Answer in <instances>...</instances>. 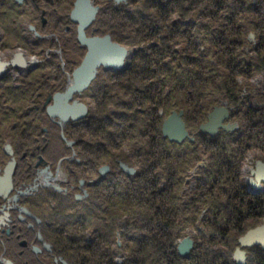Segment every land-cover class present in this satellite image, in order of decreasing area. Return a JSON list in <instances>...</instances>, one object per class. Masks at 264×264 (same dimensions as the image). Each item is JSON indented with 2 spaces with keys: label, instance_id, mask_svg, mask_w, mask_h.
<instances>
[{
  "label": "flooded vegetation",
  "instance_id": "1",
  "mask_svg": "<svg viewBox=\"0 0 264 264\" xmlns=\"http://www.w3.org/2000/svg\"><path fill=\"white\" fill-rule=\"evenodd\" d=\"M30 1L28 6L0 7V109L4 113L0 125H11L12 130L21 127L23 132L18 137L13 132V138L2 149L3 157L8 160H0V178L5 167L14 162L11 189L6 195L0 193V264H114L112 226H108L103 214H98V201L90 199L89 190L107 185L111 199L113 186L118 183L115 180L119 181L120 172L125 173L120 163L118 167L112 163L98 167L96 155L102 154L101 148L105 145L102 142L98 145L96 136L88 131L96 121L92 113L97 104V92L107 88L103 79L97 80L99 72L125 77L128 89L130 64L137 54L126 49L125 70L115 72L99 68L86 89L69 97L68 105L76 103L86 107L82 118L75 121L69 118L64 122L57 115L50 117L47 108L55 106V96L65 94L71 86L73 72L87 50L78 42V26L70 19L73 4L67 12L66 6L44 3L56 0ZM96 1L90 0L98 8L94 24L101 10ZM128 1L119 5L125 8ZM251 3L254 10L264 6L260 0ZM18 11H26V14ZM19 19L22 22L18 24ZM94 24L85 30L86 37L108 35L113 43L121 46L113 39L112 30L107 32L105 28L106 33H103L93 28ZM173 33L176 30L171 32L172 39ZM158 36L162 35L158 33ZM261 36L253 35L250 39L247 35L250 44L247 50L251 52L241 56L244 61L238 66L242 69L233 71L234 74L252 77L260 73V65L251 60L258 57L253 52L262 46L264 34ZM122 99V104L129 105L128 97ZM117 104H121L120 100ZM61 133L72 142L68 149L76 159L69 163L82 168L84 176L71 166H63L61 172L54 166L56 159L62 157L58 149ZM21 139L33 140L34 147H27ZM101 168L106 169L103 174ZM122 256L124 258V253ZM116 259L118 264L127 260L125 257L123 262L118 256ZM218 264L226 263L221 260Z\"/></svg>",
  "mask_w": 264,
  "mask_h": 264
},
{
  "label": "rangeland",
  "instance_id": "2",
  "mask_svg": "<svg viewBox=\"0 0 264 264\" xmlns=\"http://www.w3.org/2000/svg\"><path fill=\"white\" fill-rule=\"evenodd\" d=\"M17 4L18 3L15 0H13ZM76 0H67V3L65 6L67 7V12L72 8V4H74ZM114 7H116V3L114 0H109ZM150 1V0H149ZM148 0H142L139 4H133L129 3L125 6L127 10L136 11L138 10L140 13L148 14L150 13L152 16L156 14L157 23H159L161 26L164 27V29L160 28L159 34L162 36H157L154 40H162L161 43L165 44L168 42V27H174L176 25V28H180L181 30L191 31L193 40H196L198 44H203L201 47V50H205V46L208 47V50L210 46L208 45V42L211 35L216 34L214 31L218 30L219 32L223 33L222 35V41L218 43H222L219 46L215 47L214 50L218 51L223 54L224 57H229V54L226 55L224 53L227 46H229L230 41L235 40L234 37H237L239 34H242V38L240 41V45L232 43V49L234 50L233 54H231L232 57H236L238 55V59H242L241 56H243L244 53L250 51L251 49H248V46L250 45L247 40V35H257L261 36V34H264V6H261L260 9L252 10L253 7L252 3L250 6L251 10L248 9L249 7L244 6L240 9H236L234 11V16L232 19H229V15L233 11L229 10L230 6L227 8H223L220 12L217 13L216 16H213L212 18L210 15H208L207 19H204L202 22H198L196 24V29H192V26L194 25V17L191 14L184 13L186 10V7H183L181 10L178 11V9L174 6L170 8L173 12L172 18H169L167 21H163L166 16L168 15V12L165 14L162 13V7H159L158 5L152 6L150 5ZM157 1V0H156ZM159 1V0H158ZM264 2V0H260V2ZM23 2V1H22ZM252 2V0H249V3ZM120 4V3H119ZM229 4V2L227 3ZM264 4V3H263ZM111 5L107 4V8H111ZM124 6V5H123ZM1 7V6H0ZM5 7V6H4ZM110 11V10H108ZM159 13V14H158ZM150 18H152L150 16ZM108 24H111V27L114 26L112 20L108 17L107 20ZM94 24V23H92ZM91 24V25H92ZM105 25L103 27L102 24L95 23L93 28H97L99 30H103V33H106L105 28H108L109 26ZM132 23H124L122 24V28H125L127 26H130ZM90 25V26H91ZM241 26V30L238 31V27ZM212 27V28H211ZM89 28V27H88ZM117 32V34H120L118 36L113 32V39L117 40L118 43L121 44V46L129 51H133L137 56L135 57L134 62L142 63L145 62V59L148 60V58H145L146 55H150L147 48L149 43L145 42V39L140 36L138 33H133L129 30H114ZM189 31V32H190ZM195 31H198L197 33H194ZM85 32V30H84ZM200 33V35H199ZM247 35H246V34ZM252 33V34H250ZM226 34L231 35V38H227ZM78 36V34H77ZM107 36V35H105ZM172 44L170 42V45L172 47L173 52L175 49L178 52V56L183 55L184 53L189 54L190 46L185 43L184 39H179L175 41V34H172ZM110 37V36H109ZM262 37V36H261ZM151 43V42H150ZM155 43V41L153 42ZM152 43V44H153ZM261 43H264V39ZM157 44V43H156ZM192 48V47H191ZM87 50V49H86ZM139 50H142L144 53H138ZM264 50V45L261 46V49L259 51ZM206 51V50H205ZM253 52L254 54H257L258 57H254L252 59V62H256L257 65H261V69H259V72L255 76H247L245 74H234L232 76L234 78L233 83L231 84L232 91H233V97L231 96H225V94L219 95L216 99V103L214 102L212 107L208 112L205 114H198L194 108L188 107V105H184L181 100L180 94H174L172 97H170L167 102L165 103H156L152 101L149 104V108L158 107L157 111L154 112L155 120L157 123V131L162 134V125L163 122L173 113H179L182 112V121L184 122V115L185 111L187 113V120L190 121L193 125H196L195 127L191 129H187L186 131L188 133V139H185L182 143L177 144L174 142H169L167 139L166 142L172 143L173 145L177 147H188L187 155L182 156L184 157V163H189V173L188 177L185 179V182L187 184H190V180L195 177L198 172L201 170L208 169V167H213V172L215 177L218 178V181H220V184L223 188L227 189V194H224L222 191H220V196L215 195V193H211V190H209V195H212V199H216L218 203H225L227 202L230 204L231 208L234 207L231 212L234 211L236 215L232 216L231 218L235 219L237 217H243L245 213L248 212V207H251L250 205H254L255 207H259L261 211H264V208L259 205L263 204L264 201V183L260 184L259 189H254L251 186L250 180L253 181L254 178L251 174L252 171L255 170L258 163L264 164V135H260L264 131V52ZM87 52V51H86ZM209 52L211 55L207 57V64L211 65L217 62V58L212 57L214 53L211 51ZM152 53V52H150ZM253 54V55H254ZM246 59L248 57H245ZM249 59V58H248ZM179 60V59H178ZM243 60V59H242ZM102 68V67H101ZM239 70H241V66L238 67ZM104 70V69H103ZM125 70V66L117 71ZM104 71H114V70H104ZM98 72V70H97ZM99 76L97 80H104V83L107 87L110 89L107 91L109 94L106 99L100 100L98 104H96L93 107V118L95 117L98 119L99 116H107L112 115L115 112L119 113V104H117V101L120 100V102L123 101L122 98L124 97H130L132 99L133 93L129 92V90L126 89L125 83L126 78L120 77L118 80L115 76L111 77L110 73L105 74L102 71L99 72ZM230 74V73H229ZM97 75V74H96ZM159 75V74H158ZM245 75V76H244ZM231 76V75H230ZM96 80V81H97ZM93 82V81H92ZM120 82V83H119ZM145 82L142 78H140V83L143 86L141 89L140 94H138L137 99L132 100L133 103V112L134 111H144L147 108L145 103ZM119 86L121 88H119ZM168 93V90L164 91V99L166 98ZM126 94L128 96H126ZM151 105V106H150ZM177 105L178 107H183L184 109L174 108V106ZM143 107V108H142ZM145 108V109H144ZM166 109L169 111L166 112ZM175 109V110H173ZM177 109V110H176ZM214 109H223L226 110L227 117L223 121L224 127H230L233 130L231 131H224L219 130L216 134L218 144L216 146L209 145L207 141H204L201 137H199V134H202L200 132V127L208 122V116L210 113L213 112ZM172 110V111H171ZM123 112V111H122ZM153 112V111H152ZM205 113V111L203 112ZM3 114V115H1ZM133 115V114H132ZM160 115V116H159ZM146 115H141L136 118L135 121V127L133 128L132 136L135 137L133 140L129 137V130L128 125L132 122L131 120L121 121L123 125V129H125V134L122 136V140L117 139L116 143H108L109 147L107 145V142H103L106 139L103 135V131H99L95 128L94 123L92 129H90L88 132L96 136V142L103 143L105 145L104 148H101L100 153L96 155L98 162L97 165L100 167V165L106 164V163H112L114 165L119 163H126L125 159L133 164L134 166H129L128 163H126L129 167H132L133 169L142 170L143 174L140 177L141 183H144L146 187H150L151 185L154 186V188L146 190V192L143 195V207H141L142 215L146 216L145 218H142L141 224L134 225V228H137L138 226H141L140 230H135V234L140 237L139 240H141L140 244L136 242L133 243L132 241H129L127 239L126 241L120 237V232L123 231L120 226L125 222H127L131 216L128 215V213L123 211V207L125 206L123 204V200L120 199L119 194L112 195V198L109 199V191L105 189L104 187L100 188H90V199H96L98 202L102 204V208L98 211V214H103V216L106 218V223L108 226H112L113 234L116 235V240H114V259L113 263L118 264L116 257L118 256L119 259H124L126 257L127 260H125L124 264H130L133 262H129L130 254H133L134 259L138 258V255L136 252H139L140 259H143V264H177L178 260L180 261L179 264H210V262H205L204 259H213V264H218L219 261H224L220 258H215L213 256L214 250L223 248V243L225 241H221V237H219L218 231H215L214 233H210L215 235L218 239H216L215 236L209 237L211 235L205 234V237H203L202 234L198 232L199 224L200 222L193 223L194 226L191 229H188L187 231H184V235L182 238L175 240L173 243V247L171 249L164 248L161 250L162 247H160V239L159 235V224L156 220V217L154 214H152L156 208H157V201L156 200H149L152 198L150 196L152 189L155 191L157 190V186H161L159 183V180L162 178V184H166L168 181V175L164 169L167 168L166 163L168 161H171V157H167L166 155H169V153H164V150L162 148L159 149L158 156H160V166L156 164V166H152L149 161V159L146 157L144 147H146L147 142L146 138L140 135L139 131L141 129H145L148 132H151L154 130V127H149L147 124L148 121L152 122V118L149 117L147 120L145 119ZM160 117V118H158ZM184 117V118H183ZM4 118V113L0 109V121ZM194 118L197 119V123H194ZM204 120L203 122H201ZM201 122V124L199 123ZM199 123V124H198ZM121 124V125H122ZM17 127L18 124L16 125ZM21 127L16 128L15 130H12L11 125H0V160L3 162H6L8 160L7 157H3L2 149L5 146V143L8 142L11 138H13V132L17 137L19 135H22V131L20 130ZM8 130V131H7ZM111 132H113V128L110 129ZM237 132V133H236ZM82 133H84V129L82 130ZM152 136H155L157 140H159V133L152 132ZM205 135V134H202ZM207 135V134H206ZM151 135L149 138L152 137ZM161 136V135H160ZM209 136V135H208ZM163 137V136H161ZM210 137V136H209ZM148 138V137H147ZM212 138V137H210ZM22 143L26 145L27 147L33 148L34 143L33 140H30L28 142L21 139ZM60 147L58 148L60 153L62 154V157H58L54 163V166H57V170L61 172L63 170V166H71L73 170L77 173L85 175V171L82 168H77L74 165L70 164L69 161L75 160L76 158L72 156V150L68 149L71 148L72 142H70V139L66 137V134H60L58 136ZM193 140V141H191ZM111 142V141H110ZM192 143V144H190ZM194 143V144H193ZM137 144V146H135ZM99 145V144H98ZM67 147V148H66ZM167 148L171 149V146H166ZM213 148V149H210ZM176 150L173 151L175 153ZM2 158V159H1ZM181 158V159H182ZM152 159V158H151ZM60 160V161H59ZM122 160V161H121ZM59 161V162H58ZM172 161L176 163V159L172 158ZM178 161H180L178 159ZM157 163V162H156ZM75 164V162H74ZM211 164V166H209ZM152 167H149V166ZM102 169V168H101ZM147 169V170H146ZM144 170L148 171V173L145 175ZM145 171V172H146ZM237 173L239 177L235 180L233 173ZM137 174V170L134 175H127V177H134ZM13 176V174H12ZM94 176L92 175V178ZM147 179V180H146ZM128 179L123 181V186H128ZM188 180V181H187ZM138 182V179L135 181ZM170 186V183H167V188ZM220 186V187H221ZM187 188V187H186ZM185 188V190H186ZM113 192V190H112ZM126 192V190L123 188L122 193ZM6 195V194H5ZM115 197V198H114ZM127 197V196H126ZM162 198V197H161ZM148 200V201H144ZM260 199V200H259ZM115 200V203H114ZM128 200V198L126 199ZM262 201V202H260ZM114 203V204H113ZM147 203L148 206L145 204ZM105 207V210L108 209V214L104 213L103 211ZM103 210V211H102ZM239 210H243L244 212H239ZM239 212V213H238ZM146 213V214H145ZM203 213H205V210L201 211H195V216L198 217V219H201L203 217ZM151 214V215H150ZM177 214V211H176ZM128 215V216H127ZM264 217V216H262ZM261 217V218H262ZM104 218V219H105ZM260 217H253L252 219H248L245 221L246 225H252L247 229V231L242 234L241 236L235 238L231 237L227 240H229V245L234 246V250H231V259L233 260L234 253L237 249H239L241 252H244L245 255V261L244 264H248V256L250 255L248 250H253L255 247L258 250L264 251L261 247L253 246L250 248H241L239 245V239L243 237L248 231L256 229L258 227L264 226V219H261ZM136 221H133V223ZM119 223H122L121 225ZM120 225V226H119ZM113 226H116V228L113 230ZM105 227V226H104ZM115 232V233H114ZM129 231L125 229V233L127 234ZM130 234V233H129ZM118 235V237H117ZM114 238V237H113ZM189 239L192 242V248L189 250L187 255L181 256L178 251L177 247L180 243H182L183 240ZM210 240V242L218 243L217 246H208L207 242ZM165 241V240H164ZM119 245V246H118ZM118 247V248H117ZM133 252V253H132ZM224 252V251H223ZM124 253V258H123ZM248 253V254H247ZM177 258V259H175Z\"/></svg>",
  "mask_w": 264,
  "mask_h": 264
},
{
  "label": "trees",
  "instance_id": "3",
  "mask_svg": "<svg viewBox=\"0 0 264 264\" xmlns=\"http://www.w3.org/2000/svg\"><path fill=\"white\" fill-rule=\"evenodd\" d=\"M141 1L142 0H129V3L131 2L133 4H139ZM228 2L229 4H227ZM44 3L46 5L58 4L59 6H65V4L70 2H67V0H56L54 1V3H52L51 1ZM96 3H98L101 7V10L96 18V23L102 24L103 27H105V25L108 24L107 20L109 17L112 20L114 26L108 27L107 32L109 30H112L114 34H117V32L114 30H129L133 33H138L145 39L146 43H149L147 50L150 55H146L142 50H139L138 53H144L145 58H148V56L150 57L148 58V60L145 59L144 63H142V61L140 63H135V58H133L131 61L128 74L129 84L127 90H129V92H132L133 96L132 99L130 97L128 98L129 105H124L121 102V104H119L118 106L119 113L115 112L112 117H110V115L99 116L98 119L95 118L96 124L93 125L97 130L103 131V135L105 136L104 139H106L103 142H107V145H109L108 143H116L117 139L122 140V136L125 134V129H123L124 124H122L121 121L125 120L126 123L128 120L132 121L128 125L129 137L132 138V132L133 128L135 127L136 118L139 117L140 114L146 115L144 120H147L149 117H151L152 122L148 121L147 124L149 125V127H154V130L148 132L143 128L139 131L140 135L146 138L147 142L146 147L143 148L145 151L144 154H146V157L149 159V161H151L150 164L154 167L156 166V164L160 166L161 159L160 156H158L159 154H157L160 148L164 150L163 155L166 152H170V154L166 156L171 157V161H168L166 163L167 168L164 169L169 176L167 183H170V186L167 188V183L162 184L161 178L159 180L161 186H157L158 191L154 190L155 188L153 185H151L150 187H146L144 183H141L140 177L143 174L142 170L140 171L136 169L137 174L134 177H127L125 174L120 172L121 177L119 181L115 180L118 183L115 182L113 186V194L114 192L115 194H119L120 199L123 200V204L125 205L123 207V211L125 213L127 212L128 215L131 216V218L126 223H119L120 225L122 224L121 226H119L124 231V233L122 231H118L120 232V237H122L125 241L129 239V241H132L135 244L136 242L139 244L141 243V240H139L140 237L135 234V230H140L141 226L134 228V225L141 224L142 218L146 219V216L142 215L143 213L141 210V207H143L142 204H144L142 198L146 190L154 188L152 189V192L150 194L152 198H150L149 200H156L158 202L156 205L157 208L152 214L155 215L156 220L160 225L158 228L160 230L159 235H161L159 237L161 242L160 247H162L161 250H163L164 248L171 249L175 240L180 239L185 235L184 231L193 228L195 223L200 222L198 232L202 234L203 237H205L204 233H207V235H211L209 237V239H211V237L215 235L210 233L218 231L219 237H221V241H225L223 243L224 249L219 248L214 250V252L216 253H214L213 256L215 258L223 259L226 264H234L231 259V250H234L235 248H233V245L232 247L231 245H229V240L227 239L231 238L232 236L237 238L244 234L247 229L252 226L248 224L246 225L245 221H247L248 219H252L255 216L261 218L262 216H264V211H261L259 207L250 205L251 207H248V212L245 213L243 217H237L235 219H233L234 217L231 218V214L232 216L236 215L234 211L229 214V212L232 211L234 207L231 208L230 204H228L227 202L218 203L216 199H212V195H209V190L211 189H213L211 193H215V195L217 196H220V191H222L224 194H227L228 191L221 186L220 181H218V178L215 177L216 174H214L215 172H213V167H208V169L201 170L195 177L190 180V184H187L185 182V179L188 177L190 166L188 165L189 163H184V157L182 158V156H186L188 154L187 151L189 148L180 146L177 147L172 143L166 142V140L161 137L162 134L157 131L158 127L154 116V112L157 111L158 107L149 108V104L151 101L152 103L155 101L156 103H165L174 94H180L181 100L184 105H188V107L194 108V110H196L198 114L206 115V112L211 109L209 107L213 106L214 102L217 100L216 98L219 95L225 94V96L233 97V91L231 87V84L234 80V78L232 77L234 76L233 71L239 70L238 64H240L244 60L232 57L231 54H233L234 50L231 47L232 43L234 45L237 44L238 46L241 44L240 41L242 38V34H239L237 37L232 36L235 40L230 41V43H228L230 45L227 46L224 51L226 55L229 54V57H224L223 55L219 56V54H223L220 53L219 50H214L215 47L219 46L220 44L222 45L223 43V33L215 30L214 32L216 34L211 35L209 41H207L208 45L210 46L209 50L207 46H205L204 48L206 51H211L212 53H214L212 57L217 58V62H215L214 64H212L213 62H211V65H208L206 60L207 57L211 54L209 52L207 53L205 50H201L203 44H198L196 40H193V37L191 36L192 32L190 30L189 32L186 30L183 31L180 28H176V26L175 28L168 27V42L163 44L161 43L162 40H154L157 38V32L160 30V28L164 29L162 23L161 26H159L160 24L157 23L158 19H156V14L155 16H152L150 13H145L144 15L138 10H127L123 7L122 4H118V6L116 5V7L114 8V5H112L109 0H97ZM149 3L151 7L156 5L162 7L163 14H165V12H168V15L163 21H167L169 18H172L173 12L170 9L172 8V6L176 7L178 11H182L181 9L183 7H186L184 13L190 14L191 12L194 17L193 19L195 22L192 26V29H196V24L198 22H202L204 19H207L208 15H210L211 18L213 16H216L217 13L223 10L224 7L227 8L230 6L229 10L232 9L231 11H233V14L231 13L229 15L230 20L234 16V11L236 10L234 8L240 9L247 5V7H249L248 9L251 10L249 6L251 5V2L249 3V0H150ZM33 4H36V1H33ZM107 4L111 5V8H107ZM9 5L18 7L28 6L31 5V1L23 0L22 4H17L13 0H0V6ZM18 13L26 14V11H18ZM19 14L16 15L19 16ZM150 16L152 18H150ZM17 22L19 24V22L22 21L21 19H19ZM27 22L31 23L32 21ZM129 22L132 23L130 26L122 28V24ZM173 29L176 30L175 41L184 39L185 43L190 46L189 54L184 53L183 55L178 56V52L176 49L173 52L170 45V42L172 44L171 32ZM239 30H241V26L238 27V31ZM197 32L198 31H195L194 33ZM117 35L120 36V34ZM226 37L231 38V35L226 34ZM154 41L155 43H153ZM220 41H222V43H218ZM262 45H264V43ZM260 49L261 46L257 50V52ZM259 52H264V50ZM262 64L263 63H261V65ZM261 65L258 66V70L261 69ZM140 78L146 81L144 100L146 103L145 108L147 109L143 112L140 110L133 112L132 100L137 99L138 94H140L137 92L139 90L141 92V89L143 87L140 83ZM117 79L119 80L120 77ZM119 88L121 87L119 86ZM109 89V87H105L101 91L99 90L97 92V104L100 100L107 98L109 94L107 91ZM166 90H168V93L166 98L164 99V91ZM174 108L184 109L183 107H178L177 105H175ZM167 111L169 110L166 109V112ZM204 111L205 113H203ZM184 117L183 118L187 129H191L196 126L193 125L190 121L188 122L186 111ZM203 121L204 120H202L201 122ZM197 122V119L194 118V123ZM201 122L199 123L201 124ZM111 128H113V132L110 131ZM152 132L159 133V140H157L155 136H152V134H154ZM150 135L152 136L151 138H149ZM260 135H264V131ZM198 136L201 137L204 141H207L211 146H216L218 144L217 137L219 135L213 138H210L206 134H199ZM134 138L135 137H133L132 140ZM135 146H137V144H135ZM166 146H171V149L167 148ZM174 150H176L175 153H173ZM172 158L176 159V163L172 161ZM178 159L180 161H178ZM125 161L126 163H128L126 159ZM128 165L134 166L130 162L128 163ZM209 166H211V164ZM146 170H144L145 175L148 173V171ZM232 175L235 178L233 182H235L239 175L236 172ZM126 179H128V186L127 189H125L127 193H122L123 181H125ZM137 179L138 182H135ZM104 182H106V180H104ZM102 187H104L105 189L108 188L107 185L104 184ZM127 198L128 200H126ZM144 201L148 200L144 199ZM262 203L263 204L259 203V205L264 208V201ZM145 204L148 206L147 203ZM101 208L102 204L98 203L97 210H100ZM103 208L105 210L104 206ZM201 210H205V213H203V217L201 219H198V217L195 216V211ZM103 212L107 213V210ZM239 212L244 211L239 210ZM261 219H264V217H262ZM133 221L136 222L133 223ZM115 228L116 226H113V230ZM125 229L126 231H129L127 234L125 233ZM113 237L114 240H116L115 234H113ZM216 239L218 238L216 237ZM207 245L217 246L218 243L210 242L209 240L207 242ZM248 252L250 254L248 256V264H264V251L258 250L255 247L253 250H248ZM136 254L138 255L137 259H134L133 254H130L129 262H133L130 264H143V259H140L139 257L140 253L136 252ZM204 261L213 264L212 258L210 260L204 259ZM179 263L180 261L178 260L177 264Z\"/></svg>",
  "mask_w": 264,
  "mask_h": 264
},
{
  "label": "water",
  "instance_id": "4",
  "mask_svg": "<svg viewBox=\"0 0 264 264\" xmlns=\"http://www.w3.org/2000/svg\"><path fill=\"white\" fill-rule=\"evenodd\" d=\"M22 3L23 0H15ZM116 4L124 0H114ZM98 8L94 7L90 0H76L73 4V10L70 14V19L78 26L77 40L87 49V52L80 64L73 72V80L71 86L63 95L55 96V106L47 108V113L50 117L59 116L64 122L69 118L73 121L82 118L87 109L84 105H68L67 100L75 92H81L86 89L90 83L95 79L97 70L103 68L104 70H119L124 65V59L127 56V50L116 43H113L110 37L104 36L102 38H88L85 36L86 30L95 20ZM253 39V35H250ZM227 117L226 110L214 109L208 116V122L200 127L202 134H207L210 137H215L219 130L231 131L230 127H224L223 121ZM162 136L169 142L177 144L182 143L188 139V133L182 121V112H173L162 125ZM193 141V140H191ZM7 149L9 147L7 146ZM120 169L127 175L135 174V169L128 167L124 163L119 164ZM14 170V162L8 164L4 169V175L0 178V193L7 194L11 189V176ZM105 168L100 169V173L105 172ZM254 180L249 181L254 189H259L260 184L264 183V164L258 163L255 170L251 172ZM241 248H250L258 246L264 249V226L248 231L243 237L239 239ZM192 248V242L185 239L177 247V251L181 256L187 255ZM236 264H244V252L239 249L236 250L233 256Z\"/></svg>",
  "mask_w": 264,
  "mask_h": 264
},
{
  "label": "bare ground",
  "instance_id": "5",
  "mask_svg": "<svg viewBox=\"0 0 264 264\" xmlns=\"http://www.w3.org/2000/svg\"><path fill=\"white\" fill-rule=\"evenodd\" d=\"M0 68H2V64H0ZM244 257H245V255H244Z\"/></svg>",
  "mask_w": 264,
  "mask_h": 264
}]
</instances>
